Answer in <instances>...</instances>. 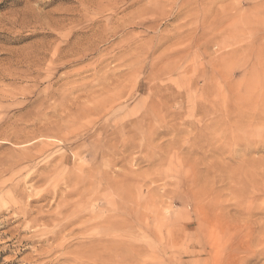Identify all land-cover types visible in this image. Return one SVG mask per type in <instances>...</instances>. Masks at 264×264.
<instances>
[{
	"label": "rangeland",
	"instance_id": "obj_1",
	"mask_svg": "<svg viewBox=\"0 0 264 264\" xmlns=\"http://www.w3.org/2000/svg\"><path fill=\"white\" fill-rule=\"evenodd\" d=\"M188 1L0 0V264H105L110 253L119 264H264V106L245 94L264 79V0ZM237 11L256 24L245 29ZM136 124L139 147L107 166L94 146L124 152ZM56 162V173L47 172ZM101 169L114 179L131 176L113 194L116 212L101 188L83 204L85 222L107 211L108 222L83 231L79 221L53 237L59 227L22 219L20 210L40 204L29 196L45 186L68 190L64 177L73 172L93 171L101 187ZM40 176L47 183L37 184ZM49 199L44 214L57 208ZM110 223L112 249L98 248L109 243Z\"/></svg>",
	"mask_w": 264,
	"mask_h": 264
},
{
	"label": "bare ground",
	"instance_id": "obj_2",
	"mask_svg": "<svg viewBox=\"0 0 264 264\" xmlns=\"http://www.w3.org/2000/svg\"><path fill=\"white\" fill-rule=\"evenodd\" d=\"M190 1V0H189ZM188 1V2H189ZM204 1H206V0H204ZM213 0H211V3H214V2H212ZM217 1V0H216ZM220 1V0H219ZM253 0H249V2L250 3H254V2H252ZM210 2V1H209ZM263 4H264V2H263ZM262 4V5H263ZM260 6V5H259ZM258 7V6H257ZM262 7V6H261ZM213 9V8H212ZM215 9V8H214ZM235 9H237V8H235ZM210 11V10H209ZM214 11V10H213ZM219 12V11H218ZM226 13V12H225ZM230 13V12H229ZM262 13H264L263 11H262ZM261 13V14H262ZM207 14V13H206ZM216 14V13H215ZM213 15V14H212ZM236 15L238 16V17H241V19H242V22H241V24L242 25H245L246 27H245V29L248 27V28H251L253 25H255L256 24V22H254L253 21V18L252 17H248V18H245V15L243 14L242 15V12L241 11H237V13H236ZM240 15V16H239ZM257 15V14H256ZM225 16V15H224ZM231 16V15H230ZM216 17V16H215ZM263 17H264V15H263ZM228 18L229 17H227V21H228ZM220 19H222V18H220ZM257 19V18H256ZM225 20V19H224ZM240 20V19H239ZM222 21V20H221ZM226 21V20H225ZM262 21V20H261ZM215 22V21H214ZM218 23H219V20H218ZM224 24H225V22H223ZM223 23H221V24H223ZM227 23V22H226ZM262 23V25H264V22L262 21L261 22ZM218 25V24H217ZM222 26V25H221ZM228 26V25H227ZM226 27V26H225ZM224 27V28H225ZM255 27V26H254ZM257 27H258V25H257ZM125 28V27H124ZM221 28V27H220ZM223 28V27H222ZM233 28H235V26L233 25V26H231V29H233ZM230 29V30H231ZM245 29L243 30V31H245ZM254 29V28H253ZM221 30V29H220ZM252 30V29H251ZM224 31H226V30H224ZM257 31H259V30H257ZM239 32V31H238ZM246 32V31H245ZM240 33V32H239ZM243 33V32H242ZM242 33H240V34H242ZM255 33V32H254ZM103 34V33H102ZM221 34V33H220ZM105 35V34H104ZM104 35H103V37H104ZM208 35V34H207ZM243 35V34H242ZM245 35V34H244ZM243 35V36H244ZM207 37V36H206ZM246 37V36H245ZM258 37V36H257ZM243 38V37H242ZM204 39V38H203ZM215 39V38H214ZM213 39V40H214ZM218 39V38H217ZM241 39V38H240ZM91 40V39H90ZM95 40V39H94ZM93 40V41H94ZM102 40V39H101ZM200 40V39H199ZM86 42V41H85ZM97 42V41H96ZM238 42V41H237ZM236 42V44H239V43H237ZM93 43V42H92ZM242 43H243V41H242ZM257 44H258V42H256ZM88 44V43H87ZM93 44H95V43H93ZM215 44V43H214ZM246 44H247V42H246ZM246 44L244 45V47L246 46ZM248 44H250V43H248ZM252 44V43H251ZM256 44V45H257ZM230 45H231V43H230ZM243 45H237V47H234L235 48V50H233L232 52H231V55H234L235 57H236V54L238 55V53H240L239 52V50H241V49H243ZM77 46V45H76ZM75 46V47H76ZM89 46V45H88ZM90 46H92V44L90 45ZM216 46H218V45H216ZM222 46V45H221ZM251 46V45H250ZM255 46V45H254ZM61 47V46H60ZM248 47V46H247ZM247 47H245L246 49H247ZM80 48V47H79ZM87 48V47H86ZM219 48V47H218ZM223 48H224V46H223ZM96 49V48H95ZM150 49V48H149ZM252 49H256L258 52H260L261 51V47H260V49H257V47L255 48H252ZM249 50V49H248ZM183 51V50H182ZM228 51V50H227ZM245 51V50H244ZM79 52V51H78ZM179 52V51H178ZM247 52V51H246ZM76 53V52H75ZM80 53V52H79ZM126 53V52H125ZM62 54V53H61ZM77 54V53H76ZM75 54V55H76ZM82 54V53H81ZM220 54V53H219ZM242 54V53H241ZM73 55V54H72ZM244 55V54H243ZM62 56H63V54H62ZM61 56V57H62ZM70 56V55H69ZM219 56V55H218ZM59 57H60V54H59ZM63 57H65V55L63 56ZM233 57V56H232ZM58 58V57H57ZM56 58V59H57ZM59 59V58H58ZM62 59V58H61ZM217 59H219V58H217ZM222 59V58H221ZM220 59V60H221ZM237 59V58H236ZM264 62V61H263ZM224 63V62H223ZM225 63H226V61H225ZM218 67H219V65H217ZM225 66V65H224ZM223 66V67H224ZM253 66H254V64H253ZM255 67V66H254ZM214 68H215V66H214ZM261 68V67H260ZM225 70L227 69V68H224ZM255 69V68H254ZM223 70V69H222ZM261 71V74L263 73L264 74V68H261L260 69ZM252 71V70H251ZM222 71H220V73H221ZM225 73V72H224ZM228 77H231L230 75L228 76ZM155 79H157V78H155ZM225 79V78H224ZM223 80V79H222ZM245 82V81H244ZM251 81H249V83H250ZM106 83V82H105ZM121 83V82H120ZM225 84V83H224ZM231 84V83H230ZM253 84V83H252ZM251 85V84H250ZM232 86H233V84H232ZM234 87V86H233ZM232 87V88H233ZM247 87V86H246ZM211 88H213V90L214 91H219L220 92V88L217 86V85H213ZM229 88H231V85H229ZM241 86L240 87H236V88H234V92H235V94H237V96L236 97H238V95H239V91L241 90ZM160 89V88H159ZM227 90V89H226ZM209 91V90H208ZM213 91V92H214ZM161 92H162V90H161ZM212 92V91H211ZM245 94H247L246 96H249L251 99L252 98H256L255 100V103L257 102L259 105H261L262 107L264 106V79L261 81L260 80V82H258V81H256L255 82V84H253V91L251 90V89H246L245 90ZM115 93V92H114ZM124 93V91L121 93V94H123ZM126 93V92H125ZM119 94V93H118ZM130 94V93H129ZM131 95V94H130ZM129 97H131V96H129ZM128 97V98H129ZM161 97H164V96H161ZM106 98V97H105ZM109 98H111V97H109ZM108 98V99H109ZM116 98H117V96H116ZM243 98H245L244 96H243ZM249 98V99H250ZM113 99V98H112ZM162 99H164V98H162ZM161 99V100H162ZM247 99H248V97H247ZM160 100V101H161ZM171 100V99H170ZM219 100H220V98H219ZM234 100H235V98H234ZM103 101V100H102ZM112 101V100H111ZM114 101V100H113ZM112 101V102H113ZM242 101V99H240V98H237V104L239 105V104H241L240 102ZM244 101V100H243ZM248 101V100H247ZM253 101V100H252ZM252 101L250 102V104H249V102H248V104L249 105H254V104H252ZM104 102H105V100H104ZM108 102V101H107ZM127 102V101H126ZM218 102V101H217ZM235 102V101H234ZM233 102V103H234ZM254 102V101H253ZM119 103V102H118ZM162 103V102H161ZM166 103H168V100H167V102ZM203 103V102H202ZM232 103V102H231ZM101 103H99V105H100ZM122 104V103H121ZM168 104H170V103H168ZM227 104H229V103H227ZM235 104V103H234ZM248 104H247V102H246V105L245 106H248ZM97 105V104H96ZM103 105V104H102ZM107 105V104H106ZM116 105H117V103H116ZM199 105V104H198ZM209 105V104H208ZM231 105V104H230ZM233 105V104H232ZM244 105V104H243ZM242 105V106H243ZM94 106V105H93ZM164 106V105H163ZM221 106V105H220ZM109 107V106H108ZM115 107V106H114ZM199 107V106H198ZM203 107H205L204 105H203ZM207 107V106H206ZM218 106H216V108H217ZM231 107H233V106H231ZM238 107V106H237ZM244 107V106H243ZM254 107V106H253ZM261 107V108H262ZM93 108V107H92ZM102 108V107H101ZM160 108V107H159ZM201 108V107H200ZM228 108H229V106H228ZM234 109H235V107H233ZM97 109V108H96ZM111 109V108H110ZM158 109V108H157ZM165 109V108H164ZM197 109V108H196ZM237 109V108H236ZM236 109H235V111H236ZM240 109V108H239ZM239 109H237V111L239 110ZM253 109V108H252ZM262 109H264V108H262ZM99 110V109H98ZM106 110V109H105ZM159 110V109H158ZM157 110V111H158ZM211 110V109H210ZM214 110H216V109H214ZM218 110V109H217ZM230 110V109H229ZM112 111V110H111ZM161 111H162V109H161ZM220 111V110H219ZM222 111V110H221ZM231 111V110H230ZM234 111V112H235ZM249 111V110H248ZM257 110H255V112H256ZM97 112H100V111H97ZM199 112H201V111H199ZM215 112V111H214ZM259 112H261V110L259 111ZM95 113V112H94ZM103 113V110L100 112V114H102ZM148 113V112H147ZM155 113V112H154ZM212 113V112H211ZM210 113V114H211ZM223 113V112H222ZM227 113V112H226ZM230 113V112H229ZM232 113V112H231ZM236 113V112H235ZM240 113V112H239ZM242 113V112H241ZM249 114L250 113V111L249 112H245V115L246 114ZM254 113V112H253ZM261 113H263V112H261ZM99 114V115H100ZM107 114V113H106ZM156 114V113H155ZM167 113H165V115H166ZM243 114V113H242ZM247 114V116L246 117H248L249 115ZM103 115V114H102ZM151 115V114H150ZM178 115V114H177ZM205 115L206 116H210L209 115V112H208V110H205ZM228 115V114H227ZM232 115H234V114H232ZM244 115V114H243ZM252 115V114H251ZM250 115V116H251ZM255 115H257V114H255ZM261 115V114H260ZM260 115H259V117H260ZM263 115H264V113H263ZM261 116V117H264V116ZM85 116V115H84ZM103 116H105V114L103 115ZM103 116H101V117H103ZM159 116V115H158ZM100 117V118H101ZM147 117V116H146ZM146 117H145V119H146ZM175 117H176V115H175ZM178 117V116H177ZM223 117H224V115H223ZM223 117H221L222 119H223ZM231 117V116H230ZM238 117H240L239 115L237 116V119H238ZM252 117V116H251ZM251 117H248V118H251ZM258 117V118H259ZM143 118V117H142ZM158 118V117H157ZM165 118V117H164ZM205 118V117H204ZM217 118H219L220 119V117H217ZM254 118V117H253ZM257 118V117H256ZM257 118V119H258ZM140 120H141V118H139ZM161 119V118H160ZM209 119V118H208ZM211 119H213V118H211ZM210 119V120H211ZM233 119V118H232ZM235 119H236V117H235ZM236 119V120H237ZM252 119V118H251ZM251 119H249V122H252V121H250ZM140 120H136V122L138 123ZM158 121H159V119H157ZM207 120V119H206ZM215 120H217V119H215ZM228 121L230 120V119H227ZM242 120H243V117H242ZM259 120V119H258ZM133 121V120H132ZM131 121V122H132ZM238 121H240V120H238ZM253 121H254V119H253ZM261 121V120H260ZM259 121V122H260ZM135 121H134V123H136ZM153 122V121H152ZM152 122H150V123H152ZM207 122H208V120H207ZM217 122H220V121H216L215 122V124L217 123ZM243 122V121H242ZM256 122V121H255ZM255 122H253V123H255ZM258 122V123H259ZM140 123H142L141 121H140ZM154 123V122H153ZM163 123H164V121H163ZM195 123V122H194ZM209 123V122H208ZM220 123H223V120L220 122ZM226 123V122H225ZM257 123V122H256ZM262 123V122H261ZM124 124H126V126L128 125V123L126 122V123H124ZM158 124V123H157ZM156 124V125H157ZM162 126H163V124H162V122L160 123ZM159 124V125H160ZM212 124V123H211ZM245 124H246V122H245ZM245 124H243V125H245ZM247 124H249L248 123V120H247ZM246 124V125H247ZM251 124V123H250ZM114 125H115V123H114ZM120 125V124H119ZM134 125V124H133ZM146 125V124H145ZM196 125V124H195ZM209 124H207V126H208ZM240 125H241V123H240ZM243 125L242 126H240V128L242 127V128H244L243 127ZM260 125V124H259ZM101 126V125H100ZM125 126V127H126ZM138 126H139V124H136V126L135 127H132L131 126V128H133V129H131V130H129L130 131V135L128 136L127 135V138H122L123 139V147L125 148V150H124V152H119V151H117L116 149H114V148H116V147H114V144H110L109 142V144H105L104 146H94V149L98 152V153H100V154H105L106 156H108L109 157V159L107 160V166H110L111 167V165L113 164V163H117V161L119 160H121V159H126V158H128V150L129 149H131V148H134V147H139L138 146V144L136 143L138 140L140 141V139H142L143 137H144V135L142 136V137H140V134H141V132H140V134H138V132H139V130H138V132H137V129H134V128H138ZM150 126H151V124H150ZM155 126V125H154ZM103 127V126H102ZM101 127V129H103ZM124 127V128H125ZM128 128H129V125L127 126ZM141 127H142V125H141ZM148 127V126H147ZM155 127H157V126H155ZM198 127V126H197ZM211 127H212V125H211ZM158 128V127H157ZM96 129H98L97 127H96ZM140 129V128H139ZM152 129V128H151ZM155 129V128H154ZM153 129V130H154ZM159 129V128H158ZM204 129H205V127H204ZM207 129H209V128H207ZM206 129V130H207ZM107 130V129H106ZM105 130V131H106ZM142 131H143V129H141ZM148 131H149V129H147ZM202 130V129H201ZM238 130H240V129H238ZM244 130H245V128H244ZM122 131V130H121ZM227 131V130H226ZM240 131H242V130H240ZM247 131V130H246ZM107 132V131H106ZM114 132H116V131H114ZM126 132H127V130H126ZM154 132V131H153ZM207 132V131H206ZM209 132V131H208ZM212 132V131H211ZM230 132V131H229ZM232 133L231 134H233V131H231ZM117 133V132H116ZM146 133H148L147 131H146ZM145 133V134H146ZM151 133V132H150ZM227 133V132H226ZM236 133V132H235ZM234 133V134H235ZM149 134V133H148ZM202 134V133H201ZM201 134L199 135L200 136V138H201ZM203 134H205V131H204V133ZM233 134V135H234ZM237 135H238V133H236ZM240 134V133H239ZM120 135V134H119ZM123 135V134H122ZM121 135V136H122ZM206 135V134H205ZM212 135V134H211ZM227 135V134H226ZM115 136H116V134H115ZM125 136V135H124ZM146 136H147V134H146ZM150 136V135H149ZM148 136V137H149ZM209 136V135H208ZM239 136H241V135H239ZM238 136V137H239ZM118 137H120V136H118ZM204 137V136H203ZM202 137V138H203ZM236 138H237V136H235ZM111 138V137H110ZM206 138V137H205ZM239 138H241V137H239ZM243 138V137H242ZM115 139H116V137H115ZM119 139V138H118ZM247 139V138H246ZM96 140V139H95ZM104 139H102V141H103ZM113 140H114V137H113ZM143 140V139H142ZM146 140V139H145ZM148 140V139H147ZM239 140V139H238ZM250 140V139H249ZM242 141H243V139H242ZM251 141V140H250ZM255 141V140H254ZM100 142V141H99ZM104 142V141H103ZM116 142H118V140L116 141ZM122 142V141H121ZM141 142V141H140ZM239 142H241V141H239ZM244 142V141H243ZM250 143H252V142H250ZM250 143H245L246 145L247 144H250ZM121 144V143H120ZM136 144H137V146H136ZM262 144V143H261ZM147 145V144H146ZM146 145H144V146H146ZM149 145V144H148ZM255 145V144H254ZM248 146V145H247ZM147 147V146H146ZM145 147V149H147ZM249 147V146H248ZM261 147V146H260ZM122 148V147H121ZM142 148H144L143 147V145H142ZM152 148V147H151ZM243 148V147H242ZM134 150V149H133ZM244 150H246V149H244ZM121 151V150H120ZM133 152V151H132ZM132 154V153H131ZM130 154V155H131ZM155 154H157V153H155ZM154 154V156L153 157H157V155H155ZM144 155V154H143ZM147 156V155H146ZM151 156V155H150ZM96 157L97 156H94L93 158H92V160H95L96 159ZM107 158V157H106ZM152 159H154V158H152ZM63 160V159H62ZM149 160V159H148ZM55 161V160H54ZM57 161V160H56ZM104 161V160H103ZM58 162V161H57ZM55 163V164H53L52 166L50 165V167H48V168H46L48 171L47 172H51L52 173V171L54 170H52V169H50V168H54V167H56V165L58 164V163ZM49 163V162H48ZM103 163V162H102ZM104 163H105V161H104ZM79 164V163H78ZM48 166V165H47ZM80 167V166H79ZM79 167H78V171H79ZM100 167V166H99ZM103 167V166H102ZM91 169V168H90ZM112 169V168H111ZM56 170V169H55ZM55 170L53 171V172H55ZM85 170H88V169H85ZM70 171V170H69ZM82 171H84V170H82ZM107 171V170H106ZM105 170H103V169H101V170H98V173L99 174H102V176H104L103 178H101V179H103V186H101V187H99V181H96L95 179H92V180H90V177H94V175H93V171L92 172H90L91 173V176H90V173H86L85 175H83V174H78V173H75V174H70V175H68V176H66V177H64V180H65V183H66V185L68 186L67 188H68V190H64V188H59L58 189V187L57 186H45L44 187V189L41 191V193H39V194H36L35 196H29V198L31 197V199H29L28 201H29V203H35V202H37V203H40L39 205H36L34 208H31V209H28L27 208V210L24 208V211H22V210H20V208H19V210L21 211L20 213L22 214V219H25L26 220V218H30V220L32 221V223H34V224H38L39 225V222H42V224H46V225H53V226H57V227H59V229H58V232H54L53 233V237H55L58 233H60L61 235H62V233H61V231L63 232L64 230H67L68 228H70V227H72L76 222H79V221H81V222H83L81 225H79V223H77V225H79L78 227H75V228H82L81 230H86V229H88L89 227H92V228H98L99 227V225H100V223H101V220H103L104 222L105 221H107L108 222V220L107 219H109L111 216H110V214L109 213H111V212H116V211H114L115 210V203H114V198H113V194H115V196H116V193L119 191V190H122L121 188L123 187L122 185L124 184V182L125 181H127L129 178H131V176H130V172H127V173H124V174H118L119 176H118V178L117 179H114L113 177L111 178V177H109L108 175H106L107 174V172H106ZM110 171H112V170H110ZM71 172V171H70ZM75 172H76V170H75ZM113 172H114V169H113ZM117 172V171H116ZM116 172H114V173H116ZM56 173V172H55ZM67 173V172H66ZM108 173H110L109 171H108ZM123 173V172H122ZM69 174V173H68ZM113 174V173H112ZM132 175H134V174H132ZM147 175V174H146ZM49 176V175H48ZM142 176V175H141ZM133 177V176H132ZM89 179L90 180V182L89 181H87L86 179ZM134 178V177H133ZM31 179H33L32 177H31ZM46 181H48V178L45 176H40V177H38L37 179H36V183L37 184H41V185H44L45 183H47ZM130 181H131V179H130ZM34 182H35V180H34ZM33 182V183H34ZM128 182V181H127ZM31 184V185H34V184ZM133 183V182H132ZM130 184V183H129ZM35 186V185H34ZM33 186V187H34ZM88 186H90L89 188H88ZM38 187H39V185H38ZM99 187V188H98ZM101 188V190L103 191V195H104V197L106 198V201H107V204H109V207H108V211H109V213H108V211H107V214L105 215V216H102L101 214H90V218L88 219V221L87 222H85V219H83L84 218V215H83V213H84V205L86 204H88V203H86V202H89L91 199H93V197H96L97 195H93V192H94V190L95 189H100ZM63 189V190H62ZM104 189V190H103ZM95 191H99V190H95ZM126 191H127V189H126ZM131 191V190H130ZM17 192V191H16ZM16 192H15V194H16ZM23 193V192H22ZM97 193V192H96ZM15 194H14V196H15ZM18 194V193H17ZM19 194H21V192H19ZM24 194V193H23ZM23 194H21V195H23ZM127 194V193H126ZM27 195V194H26ZM34 195V194H33ZM123 195V194H122ZM122 195H121V197H122ZM3 196V195H2ZM18 197L20 196V195H17ZM16 196V197H17ZM119 196V195H118ZM126 196V195H125ZM128 196H129V193H128ZM128 196H127V199H128ZM21 197V196H20ZM23 197H26V196H23ZM60 197V198H59ZM49 198H54L55 199V203H56V201H57V203H56V210L55 211H51L52 213L51 214H44L46 211V208L45 207H52L53 205H54V203L52 202L51 203V201H50V199ZM120 197H118V199H119ZM16 199V198H15ZM126 199V200H127ZM9 200V199H8ZM52 200V199H51ZM95 200V199H94ZM4 201V200H3ZM13 201H14V199H13ZM122 201V200H121ZM129 201V200H128ZM85 202V203H84ZM144 202H146V200H144ZM31 203V204H32ZM84 204V205H83ZM129 204V203H128ZM131 205H132V203H130ZM13 205V204H12ZM28 205H30V204H28ZM33 205H35V204H33ZM142 205V204H141ZM9 206V205H8ZM138 206V205H137ZM16 207V206H15ZM19 207H21V206H19ZM130 207V206H129ZM29 208H30V206H29ZM133 208V207H132ZM143 208H144V205H143ZM13 209V208H12ZM21 209H23L22 207H21ZM51 210H52V208H50ZM55 209V208H54ZM53 209V210H54ZM127 209V208H126ZM141 209V208H140ZM1 210V209H0ZM47 210H48V208H47ZM130 210V209H129ZM2 211L3 210H1V212H0V214L2 213ZM19 212L18 211V209L16 208V209H14V212ZM50 211V210H49ZM99 210H97V212H98ZM124 211V210H123ZM11 212H12V210H11ZM48 212V211H47ZM91 212V211H90ZM118 212V211H117ZM121 212V211H120ZM5 213V212H4ZM8 213V212H7ZM119 213V212H118ZM117 213V214H118ZM123 213V212H122ZM121 213V214H122ZM10 214H12V213H10ZM15 214V213H14ZM21 214H20V216H21ZM120 214V215H121ZM124 214V213H123ZM112 215V214H111ZM15 216H17V215H15ZM19 216V215H18ZM18 216L16 217V219L18 218ZM85 216H87V215H85ZM113 216V215H112ZM116 216V215H115ZM123 216V215H122ZM126 216V215H125ZM12 217V216H11ZM8 218V217H7ZM86 218V217H85ZM113 218V217H112ZM21 219V220H22ZM126 219V218H125ZM124 219V220H125ZM20 220V219H19ZM124 220L123 221H121V222H124ZM128 220V219H127ZM126 221V220H125ZM109 222H114V221H109ZM129 222V221H128ZM11 223V222H10ZM103 223V222H102ZM110 224H112V223H110ZM116 224H118V223H116ZM115 224V225H116ZM59 225V226H58ZM114 224H112L111 226H110V228L107 230V231H105L104 232V235H106L103 239L104 240H106L105 242H109V243H105V244H100V245H98V248H101V247H103V245H106V246H108V248L111 250L112 249V247H111V245H113V241L112 240H114L112 237H111V234L112 233H114V230H116L115 229V227H117V226H113ZM40 226H42L41 224H40ZM128 226H130V225H128ZM74 227V226H73ZM72 227V229H75V228H73ZM105 227H106V225H105ZM41 228V227H40ZM39 228V229H40ZM55 228V227H54ZM119 228V227H118ZM127 228V232H128V227H126ZM126 228L124 229V230H126ZM49 230V229H48ZM79 230V229H78ZM68 231V230H67ZM82 231V232H83ZM13 232V231H12ZM36 232V231H35ZM49 232V231H48ZM52 232V231H51ZM74 232V231H73ZM81 232V231H80ZM14 233V232H13ZM38 233V232H37ZM130 233V232H129ZM46 234V233H45ZM63 234H65V233H63ZM69 234V233H68ZM36 235V234H35ZM43 235V234H42ZM59 235V234H58ZM61 235H59V236H61ZM38 236H39V234H38ZM59 236H57V237H59ZM40 237V236H39ZM57 237H56V239H57ZM62 237H64V236H62ZM92 237H90L89 239H91ZM42 239V238H41ZM40 239V240H41ZM47 239H49V237H47ZM52 239V238H51ZM95 239H97V238H95ZM100 239H102V238H100ZM100 239L98 238V241H100ZM109 239V240H108ZM46 240V239H45ZM50 240V239H49ZM54 240V239H53ZM58 240H60V239H58ZM92 240V239H91ZM104 240H102V241H104ZM108 240V241H107ZM44 241V240H43ZM54 241H56V240H54ZM54 241H52L53 243H54ZM88 241V240H87ZM94 241V240H93ZM92 241V242H93ZM97 241V242H98ZM41 242V241H40ZM91 242V243H92ZM95 242V241H94ZM93 242V243H94ZM115 242H116V239H115ZM118 242V241H117ZM56 243V242H55ZM59 243V242H58ZM57 243V244H58ZM63 243V242H62ZM68 243V242H67ZM90 243V242H89ZM104 243V242H103ZM43 244V243H42ZM95 244V243H94ZM99 244V243H98ZM115 244V243H114ZM54 245V244H53ZM52 245V246H53ZM66 245H68V244H66ZM89 245H91V244H88V246ZM126 245V244H125ZM51 246V245H50ZM51 246V247H52ZM57 246V245H56ZM94 245L92 244V247H93ZM95 246H96V244H95ZM144 246V245H143ZM63 247V246H62ZM70 247V246H69ZM91 247V248H92ZM111 247V248H110ZM53 248H54V246H53ZM134 248H135V246H134ZM56 249V248H55ZM54 249V251H56ZM95 250H96V248H94ZM94 249H92V250H94ZM106 249V248H105ZM58 250V249H57ZM60 250H61V248H60ZM90 250V249H89ZM141 251H142V249H140ZM144 250V249H143ZM66 251H69V250H66ZM65 251V252H66ZM88 251V250H87ZM106 251V250H105ZM105 251H101V253L102 252H105ZM70 252V251H69ZM69 252H67V253H69ZM89 252V251H88ZM96 252V251H95ZM95 252H94V254H95ZM99 252H100V250H99ZM108 252V251H107ZM86 253V252H85ZM51 254H53V253H51ZM91 254V253H90ZM90 254L88 255V256H90ZM93 254V253H92ZM104 253H102L101 255H100V257L102 258V255H103ZM106 254V253H105ZM109 254V253H108ZM82 253H81V257H82ZM96 255V254H95ZM107 255V254H106ZM113 255V254H109V255H107V261H106V263H105V261H103L105 264H119L120 262L117 260V258L115 257V258H111L110 259V257ZM140 255V254H139ZM138 255V256H139ZM141 255H142V253H141ZM54 257H55V255H53ZM57 256H59V255H57ZM80 256L79 257H77L78 259L77 260H79V258H80ZM38 257V256H37ZM46 257V256H45ZM48 257V256H47ZM83 257H85V255H83ZM52 258V257H51ZM74 258V257H73ZM97 258H99V257H97ZM54 260H55V258H53ZM60 259V258H59ZM86 259H87V257H86ZM40 260V259H39ZM50 260V259H49ZM73 260V259H72ZM74 260H75V258H74ZM77 260H75V261H77ZM88 260H89V258H88ZM96 260V259H95ZM94 260V261H95ZM102 260H103V258H102ZM48 261V260H47ZM52 261V260H51ZM74 261V262H75ZM80 261V260H79ZM78 261V262H79ZM139 261H142V260H139ZM50 262V261H49ZM54 262V261H53ZM77 262V263H78ZM83 261H81L80 263H78V264H81ZM89 262V261H88ZM96 262V261H95ZM97 262H99L98 260H97ZM76 263V264H77ZM102 263V262H101ZM45 264V263H44ZM73 264V263H72ZM75 264V263H74ZM83 264V263H82ZM94 264V263H93ZM96 264V263H95Z\"/></svg>",
	"mask_w": 264,
	"mask_h": 264
}]
</instances>
